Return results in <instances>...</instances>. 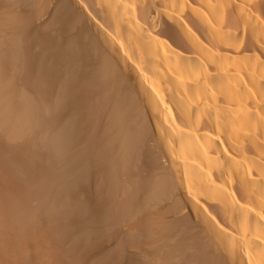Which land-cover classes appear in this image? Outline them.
I'll list each match as a JSON object with an SVG mask.
<instances>
[{"label":"bare ground","instance_id":"6f19581e","mask_svg":"<svg viewBox=\"0 0 264 264\" xmlns=\"http://www.w3.org/2000/svg\"><path fill=\"white\" fill-rule=\"evenodd\" d=\"M0 264H264V0H0Z\"/></svg>","mask_w":264,"mask_h":264}]
</instances>
